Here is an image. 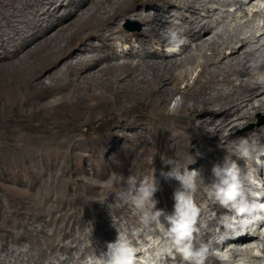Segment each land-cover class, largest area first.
<instances>
[{"label":"bare ground","instance_id":"obj_1","mask_svg":"<svg viewBox=\"0 0 264 264\" xmlns=\"http://www.w3.org/2000/svg\"><path fill=\"white\" fill-rule=\"evenodd\" d=\"M143 3L154 6L156 12L149 15L148 6L139 7ZM228 5L239 6L237 11L245 16L237 17L241 19L240 29L230 42L220 45L222 34L216 30L229 15L225 9ZM263 5L264 0H0V121L14 113L16 118L9 119L6 127L11 138L23 139L20 145L6 147L28 152L45 147L28 140L23 128L29 125L32 113L50 109L46 102L75 108L83 102L111 100L134 111L148 107L146 102H162L163 94L174 98L180 91L171 86H188L195 71L200 70L188 87L190 93L184 94L183 102L173 110H185L189 115L175 118L165 114V200L171 216L176 215L177 194L199 209L197 227L201 235L190 242L196 250L209 248L206 264H221L215 251L230 253L231 262L240 257L255 258L256 250L264 253V213L244 214L243 218L251 220L261 216L250 227L249 222H224L210 209L235 212L231 203L224 206L217 198L221 186L216 171L227 178L226 164L239 167L242 195L237 203L244 205L251 202L252 191L258 187L250 184L249 178H257L263 169L259 165L253 174L244 163L255 161V157L262 161L264 128L258 127L252 133L260 142L248 143L247 158L239 153L244 135L229 130L240 127L236 126L237 120H252L247 107L256 111L264 107V20L257 25V19L264 18ZM173 7L180 15L177 21L171 14ZM203 11L208 16L201 17ZM127 17L141 19L145 28L139 33L116 29V23ZM101 39L107 42L106 49L114 51L112 55L105 54L103 48L96 50V41ZM191 43H197L194 50ZM116 44L129 48L120 52ZM169 48L175 50L160 53L153 60L155 52ZM255 101L260 105L254 106ZM96 110L92 112L94 119L105 121L108 116L123 120L126 112L122 108ZM205 116L213 125L212 136L206 132ZM65 137L68 143L74 139L73 135ZM65 144L62 148L68 149L70 145ZM185 179L189 181L187 191L181 186ZM260 185L264 186V178ZM254 199L257 204L264 203V193ZM166 222L168 231L170 223ZM213 226L220 227V232ZM167 231L165 247L171 248ZM16 234L14 238L20 239L21 235ZM0 251L7 252L8 247L2 245ZM165 264L195 262H185L177 255L167 256Z\"/></svg>","mask_w":264,"mask_h":264},{"label":"rangeland","instance_id":"obj_2","mask_svg":"<svg viewBox=\"0 0 264 264\" xmlns=\"http://www.w3.org/2000/svg\"><path fill=\"white\" fill-rule=\"evenodd\" d=\"M209 5L218 7L215 3ZM139 7H147L146 12L149 15L156 12L155 7L150 4L143 3ZM238 7L228 5L225 9L229 10V15L226 14L227 18L221 20L220 25L217 24L219 26L216 32L222 34L220 45L230 42V38L240 29L241 19L237 17H244L245 14L237 11ZM217 13L220 14V10ZM171 14L174 15L173 20L177 21L180 15L174 7ZM200 16L206 17L208 13L203 11ZM263 20L264 18L257 19V25L262 24ZM116 24V29L132 33H139L145 28L144 21L133 17L121 19ZM196 44L191 43L193 50ZM106 45L105 40H97L96 50L103 48L105 54L112 55L114 51L110 47L106 49ZM116 45L120 52L129 48L124 44ZM171 49L175 50L169 48L164 52H155L153 60L160 53L171 52ZM199 72L200 70L195 71L188 86L185 83L173 84L174 88L171 86L172 89L180 91L174 98L163 94L162 102H146L148 107L143 106L134 111H129L119 102L111 100L101 103L83 102L75 108L59 102H46L51 105L50 109L47 112L32 113L29 125L23 128L28 140L35 144H44V148L35 152L20 151L19 148L8 149L7 147L20 145L23 139L11 138L10 130L6 127L9 119L16 118L14 113L9 119L1 120L0 247L6 245L8 251H0V264H98L100 259L107 260L111 257L121 240L133 246L138 261L146 260L148 256L155 258L156 251L165 247L166 220L171 216L165 200V114L174 115L175 118L181 114L189 115L185 110H173L183 102L184 94L190 93L189 85L194 82ZM253 104L257 107L260 102L255 101ZM114 108L126 111L122 114L123 120L114 118L115 116H108L107 121L95 120L93 117L92 112L95 110L101 112ZM247 108L252 120H237L236 126L240 127H231L229 130L244 135L248 143L256 140L258 143L260 140L254 138L252 133L258 127L264 128V107L261 111ZM205 117L206 132L212 136L213 125ZM203 134L205 133H200L199 136L202 137ZM67 135H73L72 142L68 143L65 137ZM55 138L58 140L54 143ZM62 144L70 146L64 149ZM239 151L241 154V150ZM262 155V161L255 157V161L244 163L253 174L259 165L263 167L256 178L260 184L264 178V151ZM229 164L225 167L230 168L233 163ZM218 174L216 171L215 175L220 178L218 184L223 187L226 177ZM190 181L193 182V178ZM153 185L156 190L150 199L155 202V207H150L147 202L140 206L142 190ZM181 186L187 191V184L181 183ZM262 186L252 191L251 202H256L254 197L264 193ZM211 209L210 212L217 214L224 222H249L250 227L261 217L259 215L257 220H251L235 212L225 214L219 212L220 209ZM156 211L162 212L159 221L151 218ZM200 220L198 217V221ZM213 229L217 232L221 230L217 226H213ZM261 231L264 234V226ZM16 233L21 235L18 240L14 238ZM200 235L198 228L193 237L199 239ZM54 241L57 246L53 245ZM110 245L113 247L110 248ZM254 253L255 258H248L261 260V264H264V253L259 250ZM214 254L230 257V253L226 251H215ZM166 260L167 256L159 264H165Z\"/></svg>","mask_w":264,"mask_h":264},{"label":"clouds","instance_id":"obj_3","mask_svg":"<svg viewBox=\"0 0 264 264\" xmlns=\"http://www.w3.org/2000/svg\"><path fill=\"white\" fill-rule=\"evenodd\" d=\"M241 155L247 158L250 155L247 140L241 141ZM195 175V173H193ZM227 178L223 181V187H221L217 193V198L224 206H228L230 203L235 208L237 215L244 214H260L264 213V203L257 204L252 201L244 205H240L239 201L242 195V182L240 178V169L236 164H233L226 170ZM184 179V178H181ZM185 184H188V180H184ZM249 183L261 186L260 182L256 180L254 176L249 178ZM155 186L144 188L142 190L143 196L139 201L140 206H143L146 202L150 207H155V202L151 201V196L155 191ZM178 201L176 205V215L167 217L170 228L166 235L171 241L172 247L160 248L153 256H148L146 260L138 261L137 253L133 246L121 240L119 247H115L112 255L109 259H100L98 264H159V261L165 257H175L179 255L185 262H195V264H206V260L209 257V248L202 246L198 250L193 248L190 242L194 233L198 231L197 223L199 217V209L189 199H186L182 194L176 195ZM162 215L161 211H156L151 217L154 220L159 221V217ZM113 246L110 245V248ZM217 258L221 261V264H231V257L227 255H218ZM236 264H256V261L248 258L241 257L236 260Z\"/></svg>","mask_w":264,"mask_h":264}]
</instances>
